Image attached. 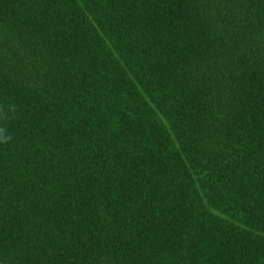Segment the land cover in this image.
<instances>
[{"label": "trees", "instance_id": "obj_1", "mask_svg": "<svg viewBox=\"0 0 264 264\" xmlns=\"http://www.w3.org/2000/svg\"><path fill=\"white\" fill-rule=\"evenodd\" d=\"M0 264H264V0H0Z\"/></svg>", "mask_w": 264, "mask_h": 264}]
</instances>
